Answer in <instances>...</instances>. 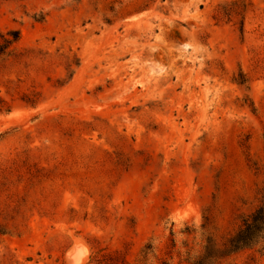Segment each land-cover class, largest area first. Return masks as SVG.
<instances>
[{
    "label": "rangeland",
    "instance_id": "rangeland-1",
    "mask_svg": "<svg viewBox=\"0 0 264 264\" xmlns=\"http://www.w3.org/2000/svg\"><path fill=\"white\" fill-rule=\"evenodd\" d=\"M0 264H264V0H0Z\"/></svg>",
    "mask_w": 264,
    "mask_h": 264
},
{
    "label": "trees",
    "instance_id": "trees-1",
    "mask_svg": "<svg viewBox=\"0 0 264 264\" xmlns=\"http://www.w3.org/2000/svg\"><path fill=\"white\" fill-rule=\"evenodd\" d=\"M13 39H5L3 44H0V55H3L6 50L18 40L19 33L14 31ZM264 238V203L260 206L248 219L243 227L233 236L230 241V246L234 249L246 247L257 243Z\"/></svg>",
    "mask_w": 264,
    "mask_h": 264
}]
</instances>
